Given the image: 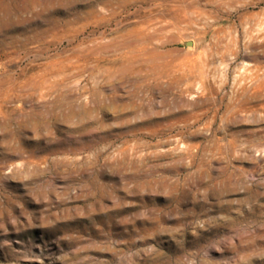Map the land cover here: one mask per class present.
<instances>
[{"label": "rangeland", "instance_id": "1", "mask_svg": "<svg viewBox=\"0 0 264 264\" xmlns=\"http://www.w3.org/2000/svg\"><path fill=\"white\" fill-rule=\"evenodd\" d=\"M0 264H264V0H0Z\"/></svg>", "mask_w": 264, "mask_h": 264}]
</instances>
